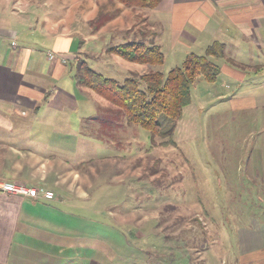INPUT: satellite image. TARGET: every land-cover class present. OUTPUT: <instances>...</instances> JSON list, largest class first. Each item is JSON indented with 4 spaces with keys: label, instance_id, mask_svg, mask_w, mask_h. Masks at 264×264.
I'll return each mask as SVG.
<instances>
[{
    "label": "crops",
    "instance_id": "1",
    "mask_svg": "<svg viewBox=\"0 0 264 264\" xmlns=\"http://www.w3.org/2000/svg\"><path fill=\"white\" fill-rule=\"evenodd\" d=\"M52 3L0 0V179L55 193L53 201L0 195V264H140L135 242L156 236V243L165 244L159 252L170 257L169 238L158 230L160 219L144 234L136 222L105 217L108 195L110 202L116 200L106 187V174L118 170L124 186L138 160L126 170L123 156L94 159V149L106 145L108 127L97 119L96 93L75 80L77 63L85 60L105 77L119 74L125 81L145 74L139 68L144 65L109 58L106 50L128 41L161 47L159 35L166 34L173 47L188 39L204 40V50L216 41L240 48L252 61L242 65L253 67L264 82V0H163L153 10H123L139 16L137 22L92 30L63 16L43 20L56 13ZM139 22L145 27H137ZM115 34L120 37L113 45L85 47ZM259 99L264 101V86ZM99 103L108 116L116 115V108ZM260 225L248 232L239 264H264Z\"/></svg>",
    "mask_w": 264,
    "mask_h": 264
},
{
    "label": "rangeland",
    "instance_id": "2",
    "mask_svg": "<svg viewBox=\"0 0 264 264\" xmlns=\"http://www.w3.org/2000/svg\"><path fill=\"white\" fill-rule=\"evenodd\" d=\"M51 1L57 11L43 20L63 16L65 21L91 30L121 28L139 20V16L123 13L128 8L113 0ZM136 26L145 27L140 22ZM119 37L105 35L98 42L84 44L87 50H93L113 45ZM159 38L165 63L160 67L141 66L140 72L161 71L167 75L180 67L187 55L205 54L204 40L194 44L187 39L173 47L171 37L160 34ZM249 55L227 45L224 58L211 57L223 71L217 82L198 78L192 87V104L175 124L163 127L155 145L145 129L128 124L125 118L109 117L99 101L112 105L94 93L100 109L98 117L108 127L102 140L106 145L94 149V159L123 156L126 170L131 165L133 169L138 160L137 170L132 178L124 179V186L118 170L106 174L105 185L116 199L110 202L112 196L108 195L107 221H133L146 234L150 224L160 219V235L169 238L166 247L170 248V257L159 252L158 247L165 244L156 243V235L149 242H135L142 254L140 264H187L188 259V264H239L248 232L264 224V101L259 99L264 82L253 67L242 65L252 63ZM115 77L124 82L119 74ZM140 87L145 89L144 84ZM165 120L160 117L161 122ZM170 139L174 144H160ZM154 245L157 249H151Z\"/></svg>",
    "mask_w": 264,
    "mask_h": 264
},
{
    "label": "trees",
    "instance_id": "3",
    "mask_svg": "<svg viewBox=\"0 0 264 264\" xmlns=\"http://www.w3.org/2000/svg\"><path fill=\"white\" fill-rule=\"evenodd\" d=\"M113 1L130 9L153 10L158 8L163 0ZM225 50V44L216 41L206 48L204 55H187L183 64L172 69L167 75L161 71H150L128 78L122 83L105 77L93 70L85 60H80L77 63L75 80L78 85L92 90L116 108V115L109 117L125 118L128 124L145 129L151 134L155 145V139L161 134L163 127L175 124L182 118L184 109L192 104V87L198 78L202 77L209 83L218 80L221 68L210 58H224ZM106 53L130 63L151 67H160L166 60L160 46L147 45L141 41L113 45ZM141 84L145 85V89L140 87ZM161 116L166 119L164 123L160 121ZM160 144H174V141L170 139Z\"/></svg>",
    "mask_w": 264,
    "mask_h": 264
},
{
    "label": "built area",
    "instance_id": "4",
    "mask_svg": "<svg viewBox=\"0 0 264 264\" xmlns=\"http://www.w3.org/2000/svg\"><path fill=\"white\" fill-rule=\"evenodd\" d=\"M48 55L54 57L52 53H49ZM61 61L66 63V59H61ZM0 195L17 196L44 201H53L55 199V193L51 190H45L3 179H0Z\"/></svg>",
    "mask_w": 264,
    "mask_h": 264
}]
</instances>
